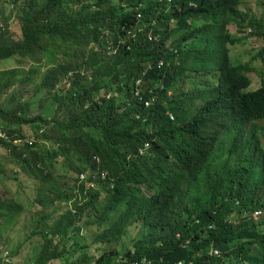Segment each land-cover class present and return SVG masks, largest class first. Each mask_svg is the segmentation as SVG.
I'll return each mask as SVG.
<instances>
[{"label": "trees", "instance_id": "trees-1", "mask_svg": "<svg viewBox=\"0 0 264 264\" xmlns=\"http://www.w3.org/2000/svg\"><path fill=\"white\" fill-rule=\"evenodd\" d=\"M13 1L15 34L0 14V62H13L0 69V148L46 211L20 221L33 259L0 246V264H264V81L247 91L250 61L231 65L226 48L259 37L251 60L264 64V18L242 9L249 0ZM172 49L178 65L146 68ZM221 74L197 105L191 93ZM137 79L143 99L164 86L148 107ZM23 209L3 189L0 227Z\"/></svg>", "mask_w": 264, "mask_h": 264}, {"label": "rangeland", "instance_id": "rangeland-1", "mask_svg": "<svg viewBox=\"0 0 264 264\" xmlns=\"http://www.w3.org/2000/svg\"><path fill=\"white\" fill-rule=\"evenodd\" d=\"M247 8L250 9L252 14L256 17L262 15L264 18V0L245 1L242 5V9L245 10ZM0 14H2V18L8 16V27L15 34L17 28L14 27L13 22L11 23L13 14L12 4L0 1ZM235 29L236 28L232 23L228 25L229 34L233 35L236 31ZM261 45V38L252 35L248 36L246 40L240 42L239 44L229 46L230 61L232 63L244 62L248 60L251 63L253 71L250 72V86L246 89L247 91L254 89L252 87H256L262 83L261 81H264L263 62L258 59L251 60L253 53H255ZM12 66V60H4L0 62V69H9ZM36 99L37 97L34 98V100ZM32 110L35 111V106L32 107ZM254 125L262 151L264 152V119L255 121ZM30 136H32V134ZM43 145L49 147L47 143H44ZM6 159L7 156L5 149L0 148V166L8 172L6 175L0 173V192L3 189H9L12 192L13 197L23 204L24 209L18 214L14 224L2 225V227H0V246H6L8 249H16L17 255L15 257L18 259L17 262L22 260L28 262L36 255L38 246L27 241L24 232L21 230L20 221L22 222L24 219V221H26L25 227L27 228L34 223V220L32 219H35V216L37 215H41L44 211H46V208H43L33 202V192L28 188V186L33 187L36 183L33 180L28 182L26 176H24L21 172H17L16 169H13L14 167L9 165L7 163L9 160L7 161ZM5 176H10L11 178L8 179ZM31 214L33 215L31 216ZM96 230L97 229L94 225L83 228L82 235L86 238L87 243H90L93 235L96 233ZM134 235H136V232H133V234L129 236H123L121 242H124L126 246L131 245Z\"/></svg>", "mask_w": 264, "mask_h": 264}, {"label": "clouds", "instance_id": "clouds-1", "mask_svg": "<svg viewBox=\"0 0 264 264\" xmlns=\"http://www.w3.org/2000/svg\"><path fill=\"white\" fill-rule=\"evenodd\" d=\"M14 1H11V2H6V3H10V4H12ZM140 17H141V13L140 12H138L137 11V13H136V18L137 19H140ZM171 23V26H174L173 25V23H174V21H171L170 22ZM232 23V22H231ZM231 23H229L228 25H230ZM234 26H235V24L234 23H232ZM228 25H227V31H228ZM235 28H236V26H235ZM136 30L137 31H140V28H136ZM235 30H237V29H235ZM146 36H147V38L148 39H154V38H156V34H153L152 32H150V31H148V33L146 34ZM168 45V44H167ZM234 45H236V44H234ZM229 46H230V44H226V48H227V56H228V61H229V63L231 64V65H236V64H239V63H246V62H248V61H244V62H237V63H232L231 61H230V54H229ZM233 46V45H232ZM173 50V52H174V57H172L171 59H170V61L172 62V63H170V61L169 60H166V59H163V58H161V59H158L157 61H155V62H148L147 63V65H146V68L147 69H157V70H165V69H169V67L170 66H172V65H170V64H173V65H178L180 62H181V55L182 54H180L176 49H172ZM250 65H251V63H250ZM252 67V66H251ZM248 76H249V81H250V72L247 74ZM222 76V74L220 75V76H218V77H215L214 78V80H212L211 81V83H210V85L209 86H207L206 88H204V89H201V90H194L191 94H193V100L196 102V104L197 105H201L202 104V102L204 101V99H202V97L200 96V93H197L196 91H206L208 88H210V87H212V86H215L216 84H217V81H218V79L220 78ZM207 78L208 79H210V76H207ZM203 77L200 75V74H198L196 77H194L193 78V81L190 79V78H188V80H190L191 81V84H190V87L189 88H186V89H184L185 90V92H187V90L189 89H192V88H195V87H201V85H200V82H202L203 80ZM135 84H136V90H135V95L137 96V98H138V100H140V101H143V105H144V107H148L149 105H151L153 102H154V100L156 99V94L153 92V89H155V88H159V89H163L164 88V86H162L161 84H158V83H156L155 85L154 84H152V85H146L145 86V88L147 87L148 88V92L151 94L150 96H148L147 98H145V99H143V97H142V95L141 94H139V88H138V85L140 84V82H139V79H137L136 81H135ZM250 86V85H249ZM248 86V87H249ZM252 86V85H251ZM257 87V86H256ZM256 87H252V88H256ZM248 89V88H247ZM170 94H171V92L170 91H168L167 92V96H170ZM170 118L172 119L173 117L172 116H170ZM257 121V120H256ZM79 177H82V175H80ZM261 213V211H259V210H257V211H255L252 215H253V220L254 221H257V219H258V216H259V214ZM207 253H208V255L209 256H211V257H220L221 256V251L218 249V248H216V247H213V246H210V248L207 250ZM33 264V263H32ZM134 264H150V261H148V260H145V259H141V260H139L138 262H134ZM173 264H184V262L183 261H178V262H174Z\"/></svg>", "mask_w": 264, "mask_h": 264}, {"label": "built area", "instance_id": "built-area-1", "mask_svg": "<svg viewBox=\"0 0 264 264\" xmlns=\"http://www.w3.org/2000/svg\"><path fill=\"white\" fill-rule=\"evenodd\" d=\"M5 2H11L13 0H4ZM5 29V25L4 23L1 21L0 19V31L4 30ZM0 136L3 137L4 135L2 133H0Z\"/></svg>", "mask_w": 264, "mask_h": 264}]
</instances>
